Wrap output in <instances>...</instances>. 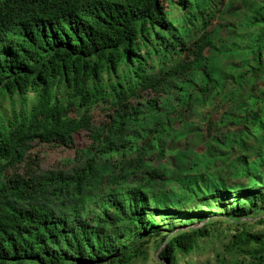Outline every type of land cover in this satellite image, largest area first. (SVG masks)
Returning <instances> with one entry per match:
<instances>
[{
	"label": "trees",
	"instance_id": "1",
	"mask_svg": "<svg viewBox=\"0 0 264 264\" xmlns=\"http://www.w3.org/2000/svg\"><path fill=\"white\" fill-rule=\"evenodd\" d=\"M259 213L264 0H0V264H264Z\"/></svg>",
	"mask_w": 264,
	"mask_h": 264
},
{
	"label": "rangeland",
	"instance_id": "2",
	"mask_svg": "<svg viewBox=\"0 0 264 264\" xmlns=\"http://www.w3.org/2000/svg\"><path fill=\"white\" fill-rule=\"evenodd\" d=\"M151 95L146 94L145 98H149ZM174 100H176L174 97H171ZM177 101V100H176ZM176 101H172V103H176ZM168 103L167 100H162L160 102L161 106H166ZM188 116H186L184 119H187ZM91 122L94 126H99L102 123L105 122V113L102 112L100 109H95L91 111ZM175 123V129H178L179 126ZM191 138L190 135H188L186 138H182V140H189ZM72 145L69 147H63V146H44L40 144H34L32 149L28 152L26 158L27 164H21L17 168V172L19 174H22L25 172L26 167H31L33 169H39L42 171L45 170H67L69 169L73 163L75 162L76 158V151L80 152L88 147L90 144V138L88 136L87 131H79L75 133L72 137ZM201 147H197L195 149V152H200ZM33 161V162H31ZM167 167H169L168 160L164 162ZM37 167V168H36ZM169 190H173L175 194L179 193L180 191L177 188L173 189L171 187H168ZM264 215V213H259L258 215ZM172 219V217L170 218ZM263 228L262 226L253 225V230H259ZM176 229L173 231L175 232ZM218 238L211 237L209 240L204 241L200 243V249L197 254H192L190 259L193 261L201 260L207 257H210L212 252H214L216 249L220 248V241H223L224 236L228 235L230 233L231 228L226 229V227L221 226L218 228ZM225 240V239H224ZM148 257L147 261L144 263L142 261L137 262L136 264H157L153 257L155 253L157 252L156 249V243H150L148 247Z\"/></svg>",
	"mask_w": 264,
	"mask_h": 264
}]
</instances>
